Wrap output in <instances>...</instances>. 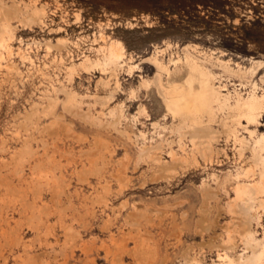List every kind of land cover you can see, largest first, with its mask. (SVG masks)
Instances as JSON below:
<instances>
[{
  "label": "rangeland",
  "instance_id": "374dc122",
  "mask_svg": "<svg viewBox=\"0 0 264 264\" xmlns=\"http://www.w3.org/2000/svg\"><path fill=\"white\" fill-rule=\"evenodd\" d=\"M157 49L203 66L211 113H167ZM253 94L264 0H0V264H264Z\"/></svg>",
  "mask_w": 264,
  "mask_h": 264
},
{
  "label": "bare ground",
  "instance_id": "6f19581e",
  "mask_svg": "<svg viewBox=\"0 0 264 264\" xmlns=\"http://www.w3.org/2000/svg\"><path fill=\"white\" fill-rule=\"evenodd\" d=\"M110 48L111 49L106 56V61L115 62L121 60L124 57L123 47L112 45V47ZM163 51H165V49H157L156 52L152 55L151 59L156 65L157 69L164 72L167 76V81L163 85V97L167 113L171 114L173 118L180 117L183 120L188 118L195 120L197 117H199L201 114H204L205 112L211 113V102L215 99H220V87L212 83L210 76L204 71L203 66H201L191 55L180 57L177 60H175L174 58L170 59V62L172 64L177 65L178 63H180V70H184L185 73L183 80L180 82L176 81V79H172L171 76L175 73L176 70L170 69L168 63L159 57V53ZM250 96L251 97H249L247 100H244L242 103H238L237 105L239 108H241L240 115L246 117L248 122H253L256 120V117L260 115V113H262L261 111L264 107V102L261 97L255 94ZM261 138L264 140V135H262ZM262 139H258V143ZM262 183L263 187L264 159ZM245 191L246 189H244L241 185H237L236 192L238 194ZM260 244L262 248L258 253H254V256L256 255V257L255 259H251L253 261L258 260L259 262L260 259L262 260V257L264 255V242ZM224 264L234 263L233 260L230 259Z\"/></svg>",
  "mask_w": 264,
  "mask_h": 264
}]
</instances>
